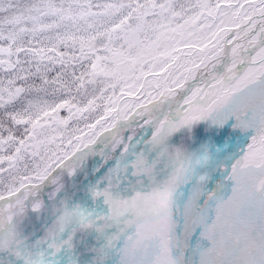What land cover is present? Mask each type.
Segmentation results:
<instances>
[{
    "label": "snow or ice",
    "instance_id": "1",
    "mask_svg": "<svg viewBox=\"0 0 264 264\" xmlns=\"http://www.w3.org/2000/svg\"><path fill=\"white\" fill-rule=\"evenodd\" d=\"M0 264H264V0H0Z\"/></svg>",
    "mask_w": 264,
    "mask_h": 264
},
{
    "label": "rangeland",
    "instance_id": "2",
    "mask_svg": "<svg viewBox=\"0 0 264 264\" xmlns=\"http://www.w3.org/2000/svg\"><path fill=\"white\" fill-rule=\"evenodd\" d=\"M251 141H249V143H250Z\"/></svg>",
    "mask_w": 264,
    "mask_h": 264
}]
</instances>
